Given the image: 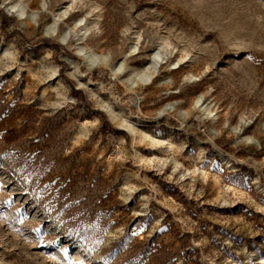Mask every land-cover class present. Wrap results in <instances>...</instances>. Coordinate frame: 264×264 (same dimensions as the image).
<instances>
[{
	"label": "rangeland",
	"instance_id": "rangeland-1",
	"mask_svg": "<svg viewBox=\"0 0 264 264\" xmlns=\"http://www.w3.org/2000/svg\"><path fill=\"white\" fill-rule=\"evenodd\" d=\"M0 264H264V0H0Z\"/></svg>",
	"mask_w": 264,
	"mask_h": 264
},
{
	"label": "bare ground",
	"instance_id": "bare-ground-1",
	"mask_svg": "<svg viewBox=\"0 0 264 264\" xmlns=\"http://www.w3.org/2000/svg\"><path fill=\"white\" fill-rule=\"evenodd\" d=\"M14 7H16L18 14H20V15L25 14V6L21 2L15 4ZM56 26H57V21L55 20L49 26V29L51 30V32H53V33L56 32ZM82 30H83V32L80 35L81 38H83V36L85 35V32L87 31L85 26L82 28ZM68 35H69L68 32L64 33L63 35H61V39L63 41H65L67 39ZM165 47H166V44L163 42L160 45V47L154 52L152 59L150 60V64L148 66H146V68L141 73L137 74L136 79L133 83L136 84L138 81L146 83V82H149L151 80V78L153 77V74L158 70V67L163 62V60L166 56ZM79 51L83 53L86 60L92 65H95L100 60L104 59V57L98 56L95 53L84 51V49L81 47L79 48ZM123 68H124V64L122 62H120L119 65L117 67H115L114 72H119L120 70H123ZM200 100L201 99H199V102H200ZM111 111L113 113V109ZM122 124L130 132H134V126L131 122H129V120L127 118L122 119Z\"/></svg>",
	"mask_w": 264,
	"mask_h": 264
}]
</instances>
